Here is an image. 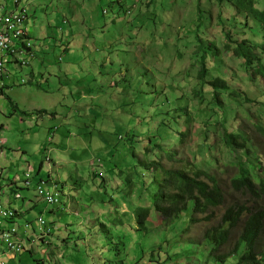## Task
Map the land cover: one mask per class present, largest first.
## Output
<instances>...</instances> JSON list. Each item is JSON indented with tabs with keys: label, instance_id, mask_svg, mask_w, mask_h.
Returning a JSON list of instances; mask_svg holds the SVG:
<instances>
[{
	"label": "rangeland",
	"instance_id": "rangeland-1",
	"mask_svg": "<svg viewBox=\"0 0 264 264\" xmlns=\"http://www.w3.org/2000/svg\"><path fill=\"white\" fill-rule=\"evenodd\" d=\"M197 1L31 0L26 28L31 31L36 57L31 67L15 68L18 74H12V81L17 85L10 81L4 96H0V140H7L16 149L24 148L31 139L40 146L42 142H48L49 134L54 135L47 149L54 150L50 154L53 163L62 166L55 167L51 182L62 193L64 201L71 197L74 202V208L67 207L68 212L56 220L62 228L63 239L67 240L61 247V264H179L191 253L187 264H201L204 257L201 250L207 249L203 234L219 224L226 208L243 204L253 211L264 210V198L252 199L231 188L230 180L234 172H238L237 160H247L248 154L224 148L217 135L219 127L217 133L208 128L205 144L210 148L209 152L203 150L206 146H199L202 144V124L194 119L188 127L191 135L183 148L171 139L161 144L165 149L178 152V162L181 157L189 159L214 177L222 190L223 204L207 209L205 213L195 212L192 216L199 221L188 222L187 218V228L186 224L181 227L180 220L173 227L168 225L170 236L162 234L168 232V227L161 218L149 219L145 236L133 234L130 244L122 242L108 226L109 219L115 222L122 219L123 225L115 229L118 233L124 230L121 234L128 235L131 228H136L132 207L122 191H125L128 173L139 186L137 177L153 176L151 162L160 160L170 165L159 157L160 152L153 151L154 143L148 140H153V137L148 138V133L158 128L152 106L164 97L165 90L161 91L160 87L165 84L166 90L172 87L181 92L186 99L184 106L191 113L198 105L192 92L196 69L191 65L195 62L196 43L192 37L186 39L184 34L197 19ZM260 3L264 4V0ZM198 7L204 16L201 29L205 32L199 36L222 50L226 39L219 16L223 14V20L227 21L233 13L227 8L218 9L215 0H199ZM242 20V16L228 20L226 26L237 35L252 38L240 23ZM26 59L22 57L20 64ZM216 60L221 61L223 68L215 67L210 75H231L236 90L244 92L253 101L264 102L260 95V79L250 81L239 61L223 50ZM33 72L37 78L40 74L46 80L38 78L40 85L20 86ZM204 96L206 102L212 98L211 94ZM222 105L227 115L235 113L230 128L236 126L242 132L252 152L249 155L257 158L259 170L264 173V136L258 130L264 128V109H258L253 103L226 101V98ZM258 110L263 111L259 119ZM24 117L38 122L30 121L31 129L29 123H21ZM180 124L185 130V123ZM133 133L138 137L135 142L131 141ZM169 134L172 137L178 135L175 129ZM127 147L130 155L124 152ZM192 147H195L193 155L190 153ZM140 148L147 150V154L139 153ZM134 151L146 162L144 167H133ZM40 154L42 156V152ZM200 156L210 157L213 162L200 165ZM38 160L41 163L42 159ZM124 161L126 169L120 170L118 166ZM174 165L180 166V163ZM99 173H103V178ZM43 176L48 181V173ZM49 189L52 192L51 185ZM137 190L138 187L133 190L132 197H137ZM21 197L27 201L16 200L15 210L25 212L32 207L27 214L28 220L41 217L50 220L49 205L35 192L23 191ZM101 216L104 218L100 219ZM206 216L209 220H203ZM23 223L24 219L17 220L18 225ZM101 224L107 227L109 234L104 233ZM37 225L35 223L34 228ZM241 229L242 225H239L231 231L227 243L217 254L232 249ZM190 244H197L199 248L190 247ZM35 248L32 258L25 254L23 261H17V264H39L36 260L41 259L43 247ZM262 248L264 229L255 249Z\"/></svg>",
	"mask_w": 264,
	"mask_h": 264
},
{
	"label": "trees",
	"instance_id": "trees-1",
	"mask_svg": "<svg viewBox=\"0 0 264 264\" xmlns=\"http://www.w3.org/2000/svg\"><path fill=\"white\" fill-rule=\"evenodd\" d=\"M260 1L262 0H215L218 9L227 8L233 13L228 16L227 21L236 20L237 17L242 16L243 20L240 23L243 28L252 34V38L244 37L243 34H235L233 30L226 26L227 21L223 20L224 15L220 14V27L226 39L222 50L228 56H232L239 61L250 81L260 79V95L264 98V4H261ZM198 4L199 0L196 5L197 19L190 24L189 32H184L186 39L192 37L196 43L193 55V61L195 62L191 65L196 69V76L192 82V92L194 99L198 100V105L191 113L184 106L186 99L181 92L172 90V87L166 90L165 84L163 87L161 86V91L165 90L163 92L164 97L161 101L156 102L158 104L155 103L152 106L155 108L153 118L158 121V128L154 132L148 133V138L153 137V140H148L154 143L151 146L153 151L160 152L159 157L162 156L170 165L167 166L160 160L151 162L149 166L153 170V176H143L142 179L137 177L140 179L139 186L131 179L130 173L125 178L124 187L127 189V194L124 198H128L130 202L131 213L137 215V229L133 230L143 235L147 233L149 219L161 218L162 223L167 224L166 228L168 225L173 227L175 222L180 220L181 227L186 224L185 228H187V218L188 222H192V213L198 211L204 213L207 209L219 207L223 203V193L215 178L207 174L202 167L193 164L189 159L181 157L178 162V152L171 150V148L165 149L161 144L171 139L174 144L178 143L183 148L186 145L188 136L191 135V130L188 127L194 119L202 124V127H200L202 144H199V146L202 148L206 146L203 150L209 152L210 148L209 145L205 144L208 139V128L215 129L217 133L216 128L219 127L220 134L217 133V135L224 148L229 151L237 150L245 155L248 154L247 160L243 162L240 159L237 160L238 172H234V176L230 180L231 188L235 192L246 193L252 199L264 198V173L259 170L257 158L249 155L252 152L247 147L246 138L242 132L236 126L230 128L235 113L227 115L225 113L226 109L222 105L224 98H226V101L253 103L258 106V109L262 108L263 110L264 102L253 101L244 92L236 90L231 75L226 76L225 73L216 76L210 75L215 67L218 69L223 68L221 61L216 60L220 57L222 50L217 49L214 43L202 40L199 36L205 32L201 29L204 16L200 12ZM31 52L35 55L34 47ZM10 57L12 58L11 55ZM20 86L22 85L20 84ZM6 90L1 92V96H4ZM204 94H211V100L206 102L205 96L203 97ZM152 101L153 98L151 103H153ZM133 104L136 105L134 101ZM165 105H168V107L164 108ZM258 112L257 119L263 111L258 110ZM180 122L185 123V130L180 128ZM148 124L150 127V119ZM174 129L178 133L176 137L169 134ZM258 130L264 136V128L259 127ZM134 133L131 138L132 142H135L138 138ZM114 150L117 151V148H114ZM129 150V147L124 149L126 155H130ZM194 151L195 147H192L190 153L193 155ZM140 152L144 155L147 154V150L142 148L139 149ZM136 153L138 152H132L135 161L133 167H144L146 162L141 161ZM200 157V160H198L200 165L213 162L210 157H207V159ZM175 162L180 163V166H175ZM119 167L120 170L125 168V161ZM136 187H138V195L132 197L133 190ZM136 199H138L137 204ZM183 213L185 214L183 215ZM206 219H209L208 216ZM241 221H243L242 231L232 249L227 253L217 254L219 248L227 243L230 232ZM263 227L264 211L251 210L250 212L244 205L229 207L221 217V224L207 229L203 234V241L207 245V249L204 248L205 252L201 250L204 256L201 264H264V252L255 249ZM167 230L168 232L162 234L170 236L168 234L170 227ZM129 238L130 236L126 238L128 240L127 244H129ZM196 246L198 247L197 244H190V247ZM192 255V253L187 255L179 264H187Z\"/></svg>",
	"mask_w": 264,
	"mask_h": 264
},
{
	"label": "clouds",
	"instance_id": "clouds-1",
	"mask_svg": "<svg viewBox=\"0 0 264 264\" xmlns=\"http://www.w3.org/2000/svg\"><path fill=\"white\" fill-rule=\"evenodd\" d=\"M19 5L21 7L25 8V14H26L23 24L19 27V30L23 34H22L20 39L14 41L10 45L9 50H7V51L0 50V60H2V59L6 60V63L3 65V70H2V72H0V96L2 94L1 93L2 91L9 88V84H7V83H9L10 81H12L14 79V76H12V74H14V75L18 74V70H15V68H18V67L22 68L23 66L31 67L32 60L35 58L34 53L31 52V49L33 48L32 44H31V39H32L31 34H30L31 31L26 28V25L29 22V10H30V5H31V0H26V2H21ZM17 7H18V5H17V3L14 2V0H0V23H2L6 17L11 16L12 14H15L18 11ZM104 13L107 14L106 11H104ZM28 44L30 45L29 48L27 47ZM12 51H14V53ZM10 55L12 56V58L10 57ZM22 57H27V59L25 61H23L22 64H20V59ZM9 66H13V67H11L12 68L11 71H9V69H8V68H10ZM34 78H35V75L33 72L29 76L27 82L22 80L21 85L22 86H27V85L32 86V85L37 84V83H35ZM12 83L14 84V81H12ZM14 85H17V83ZM37 85H40V84L38 83ZM23 119H24V123H29V125H32V123L30 121L38 122V121H36L30 117H27V118L24 117ZM53 136H54L53 134H49V136H48L49 140L47 142L48 145L52 144ZM52 152H54L53 149L51 150V149L46 148L45 156H44L45 157L44 163H45V165H47L51 168H54L55 164L53 163V160L50 157V154ZM94 171L95 170L93 169V172ZM99 175H100V177L103 178V173H99ZM30 178H31V173H28L23 179L19 178V179H16L15 181H13L12 187H14L15 189L14 188H12V189L15 190L16 194H14V193L9 194L12 201H15V202H16V200L22 201L23 199L21 197V192L32 190L33 192H35L37 194V196L39 197V199L42 202L48 204L51 209L53 208L54 211H56V213L55 212L51 213V215H53V217L56 219H60L64 212H68L67 207L70 208L72 206L74 208V205H73L74 202L72 201L71 197L67 201L63 200L62 193L59 192L53 186V183L51 182L52 181L51 176H49L48 181H41L39 184L36 185L35 188L32 186V179H30ZM49 185L52 186V192H49V190H50ZM124 188H125V191L123 189H122V191L126 195L127 189H126V187H124ZM70 191H72V190H70ZM0 195H1V193H0ZM51 200H52V202H51ZM234 205H237V204H234ZM240 205H243V204H239L237 206H240ZM231 206H233V205H231ZM228 208H226V209H228ZM246 208H248L250 210V212H251V210L253 211V209H251L249 207H246ZM209 209H211V208H209ZM262 211H264V210H262ZM1 212H5L8 215L11 214V216L4 217ZM193 214L194 213L191 214L192 218H193V216H192ZM24 215H25V213L15 210L11 204L7 205V204H4L0 201V264H11L10 263L11 260H14L20 256H24L25 254H29L30 257H32L36 253L35 247H37V246L43 247V250L41 251V254H42L41 259L36 260V261L37 262H46L49 259V257L51 256V254L53 253V250H55V249H49V248L51 247L50 240L55 235L62 233V228H60L58 226L57 222H52L51 220L46 221L44 218L41 217L35 221V223H38L36 228H34V226L31 225V223L20 226L17 224V220L24 218ZM132 216L135 217V219H136V228L135 229H137V215L132 214ZM101 218H104V216H101L100 219ZM206 218H207V216L203 220H209ZM100 219H98V220H100ZM191 221L197 222L199 220L193 218V220H191ZM108 222H109L108 226L110 228L114 229L115 234H118L120 236L122 242H124V243H127L128 240L126 238L128 236H130V238H129V244H130V241L132 239L133 234L143 235L140 232H138V233L134 232V230H133L134 228H131V232L128 235H126L125 233H124V235L121 234V232H125L124 230H121L118 233L116 230L119 229L123 225L122 219H120V221H116V222L109 219ZM220 224H221V218L219 220L218 225H220ZM242 224H243V221H241L238 224V226L242 225ZM100 227L104 230V233L106 231L108 232V229H106L107 227H105L103 224H101ZM263 229H264V227H263ZM263 229H262V231H263ZM241 231H242V229H241ZM32 234H34V236H32ZM107 234H109V233H107ZM261 234H262V232H261ZM261 234H260V236H261ZM6 236H9V238H6ZM144 236H145V234H144ZM260 236H259V238H260ZM259 238H258V241H259ZM258 241H257V243H258ZM60 248L61 247H59V249ZM257 251H263L264 252V248L257 250ZM31 254H33V255H31ZM14 264H17V260L14 262Z\"/></svg>",
	"mask_w": 264,
	"mask_h": 264
},
{
	"label": "crops",
	"instance_id": "crops-1",
	"mask_svg": "<svg viewBox=\"0 0 264 264\" xmlns=\"http://www.w3.org/2000/svg\"><path fill=\"white\" fill-rule=\"evenodd\" d=\"M9 71L12 70V68H8ZM40 80L45 81L46 79L42 77L40 74L38 76ZM35 76V83H39V79ZM42 111H45L42 109ZM21 123H24V119L21 120ZM29 127L32 129V126L29 125ZM47 141L44 143L42 142L40 146L36 145L34 140L31 139V141L27 143V145L24 148L18 147L14 148L13 146L9 145V142L7 140H0V201L7 205H14L16 202L11 200L10 193L16 194L15 190L12 188L13 181L16 179H23L28 173H31L32 179V186L35 188L37 184H39L41 181H45L43 173H48V176H51V173L55 171V167L58 166L59 168L62 166L60 163H54L55 167L51 168L44 163V156H45V150L47 148ZM42 152V156L41 153ZM38 159H42L41 163ZM51 172V173H50ZM38 177V180H37ZM49 179V178H48ZM15 189V188H14ZM23 192V191H22ZM25 199L22 200L23 203H26ZM32 202L35 203L34 206L37 205L35 200L32 199ZM25 207L26 204H23ZM32 210L31 208H28L24 215V223L21 225L29 224L35 225V221H32V218L27 217V214ZM56 213L54 209L49 207V214ZM31 216V215H30ZM50 220L52 222H56V218L53 217V215L50 216ZM63 235L59 233L58 235H55L51 240V247L49 249H55L53 250V253L49 257V259L46 261L50 264H61L60 258H63L61 248L64 247V244L67 240L63 239ZM33 255V254H31ZM33 257V256H32ZM31 257V258H32ZM23 261V256L17 257L14 260H11L10 263L14 264L15 261ZM37 262V261H36ZM46 262H37L39 264H44Z\"/></svg>",
	"mask_w": 264,
	"mask_h": 264
},
{
	"label": "built area",
	"instance_id": "built-area-1",
	"mask_svg": "<svg viewBox=\"0 0 264 264\" xmlns=\"http://www.w3.org/2000/svg\"><path fill=\"white\" fill-rule=\"evenodd\" d=\"M18 5V11L11 16L6 17L2 23H0V50H9L10 45L21 38L22 32L19 27L23 24L25 18V8L21 7L19 4L21 2H26V0H14ZM29 44L27 47L29 48ZM14 53V51H12ZM6 63L5 59L0 60V72L3 70V65ZM52 202V200H51ZM4 217L11 216L5 212H1ZM9 238V236H6Z\"/></svg>",
	"mask_w": 264,
	"mask_h": 264
}]
</instances>
